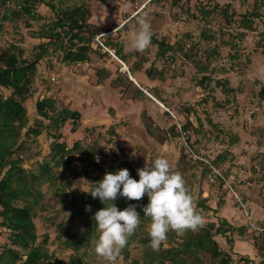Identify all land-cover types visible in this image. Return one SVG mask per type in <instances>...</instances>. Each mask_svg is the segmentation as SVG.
<instances>
[{
  "label": "rangeland",
  "instance_id": "374dc122",
  "mask_svg": "<svg viewBox=\"0 0 264 264\" xmlns=\"http://www.w3.org/2000/svg\"><path fill=\"white\" fill-rule=\"evenodd\" d=\"M173 1L44 0L37 2L34 16L21 13L12 20L11 12L17 1L10 0L7 8H0V53L21 51L20 57L33 60L42 41L49 42V50L37 65L32 94L25 101L27 115L20 136L24 143L13 154L34 173H40L43 163H50L52 169L51 179L37 184L39 203L31 208L38 243L49 253L42 264H109L94 251L98 232L93 217L104 204L87 191L102 181L106 172L115 174L117 164L124 160L138 174L137 169L146 164L152 166L156 157L168 159L173 170L182 174L196 208L197 202L207 199V204L216 209L214 212L197 208L204 224L215 221L225 229L229 225L238 228L241 225L229 222L228 218L232 214L246 216V209L253 213L248 190L256 197L264 187L258 186L264 181V122L257 117L264 115V98L260 94L263 84L256 80L250 90L244 83L247 78H237L230 73V68L232 63L237 69L245 67L250 61L248 55L264 57V0ZM48 3L63 8L83 5L88 9L89 21L98 33L88 62L69 65L63 61L61 46L56 49L49 39L35 37L43 24L50 23L55 16ZM5 12L7 18H3ZM140 14H146L153 33L149 48L143 52L129 45V33L138 28L136 17ZM246 14L253 21V28L248 31L242 26ZM97 36L103 43L111 40L116 45L104 47ZM154 39L168 40L166 43L172 49L161 54ZM66 41L64 38L65 45ZM120 44L129 63L144 60L134 75V84L147 96L138 97L137 90L127 81L121 86L115 85L114 77L119 70H124L109 49L115 52ZM215 46L219 53L207 58ZM197 61L208 66L198 69ZM104 68L111 73L108 78L98 75V70ZM147 68L152 69L154 76L146 73ZM223 81L231 84L234 91L226 92ZM0 93L8 96L11 90L1 85ZM44 96L55 97L59 109L67 106L79 109L82 114L81 120L69 119L62 127L68 147L79 142L70 156L72 165L68 170L62 165L55 166L49 152L48 138L52 136L49 134L55 129L50 120L40 117L36 108L37 99ZM160 97L166 102L160 101ZM39 120L43 124L41 134H27V129L36 127ZM219 156L223 157L219 160ZM234 191L242 204L236 200ZM139 202L146 206L149 198L145 195ZM227 203L230 216L220 217L218 212ZM19 204L25 202L19 201ZM86 205L91 206V211L85 210ZM129 205L132 204L116 207L124 210ZM82 208L85 212L79 213ZM149 222L148 219L140 223L133 234L138 236L132 237L114 264H136L137 261L147 264L151 248L139 236L148 234ZM243 226L246 233L231 229L227 235L234 241L248 234L246 239L252 240L251 243L258 238L264 244V232L258 235L249 230L247 222ZM78 233L84 239L81 249L76 251L66 241ZM170 233L161 247H178L186 239V232ZM9 235L10 230L0 225V250L5 243L10 244ZM215 238L226 250L234 245L224 235L217 234ZM200 256L213 264L209 253L200 252ZM233 257L232 264H241L238 255Z\"/></svg>",
  "mask_w": 264,
  "mask_h": 264
},
{
  "label": "trees",
  "instance_id": "16d2710c",
  "mask_svg": "<svg viewBox=\"0 0 264 264\" xmlns=\"http://www.w3.org/2000/svg\"><path fill=\"white\" fill-rule=\"evenodd\" d=\"M16 1L18 3L16 6H18L19 9H16L18 7L15 6V9L11 12V14H13L10 17L11 20L19 17L21 13L34 16L37 2H44V0ZM178 1L179 0H174L173 3H177ZM9 3L10 0H0V8H7ZM48 5L55 11V16L50 23L46 25L43 24L37 33H35V37L49 39L50 42H53V45H56V49L61 46L64 49L63 61L69 65L71 63L88 62L91 59L94 37L98 34L93 26L94 24L89 21L88 9L83 5H74L73 7L64 8L57 7L52 3H48ZM7 17L8 14L5 12L3 18ZM252 23V19H249L246 14L242 25L244 28L243 30L248 31L252 29ZM124 25L125 23L120 28ZM64 38L67 39V45L63 42ZM154 41L158 43L159 52L161 54H165V52L172 49V46L166 43L168 40L159 41L154 39ZM104 44L106 46L116 45L112 43L111 40H107ZM39 48L41 49H39L33 60L27 57H20L19 54L21 51L19 53L15 50L11 52L2 51L0 53V86L3 85L11 90L8 96H4L0 93V225L10 230V244L5 243L2 250H0V264H42L49 258V253L38 243L37 228L31 214V208L39 203L40 191L37 188L39 181L51 179V175L49 176L52 171L50 163H43L40 173L37 174L25 168L19 157H13V154L21 148L24 143L23 139L20 140V136L27 115L25 101L32 94V85L37 71V65L40 63V60H42L43 55L49 50V42L42 41ZM215 48L211 49L208 53L209 57L207 58L210 59L219 53L217 46H215ZM114 53L125 62L131 75L135 77L134 75H136L137 71L142 68L144 60L140 62L136 61V63H129L128 55L121 44L117 46ZM197 63L200 64L198 69L201 70L208 66V64L204 65L199 61H197ZM120 67L122 68V65H120ZM145 71L149 76H154L152 69L147 68ZM98 75L101 78H108L111 73L108 69L104 68L98 70ZM113 80L115 85L118 86H121L127 81L128 84L132 85L134 89L137 90L138 97L147 96L143 89L136 87L126 70H119L118 75L115 76ZM223 82L224 84L222 85H224L226 92L234 91L227 81ZM260 94L261 97L264 98V85H262L260 89ZM159 100L164 103L166 102L164 97H160ZM36 108L40 117L42 116L50 120L49 124L55 129L54 133L49 134L56 139V142L50 145L51 148L49 151L54 160V165H62L68 170L72 165V158L70 156L74 148L79 146V142H75L71 148L68 147L66 143L67 139H64L62 127L66 125L65 123L69 119H72L73 122L81 120V111L79 109H71L67 106H62L59 109L57 107V99L52 96L38 98L36 101ZM42 125L43 124L39 120L38 125L28 128L26 133L33 134L34 136L40 135L43 127ZM183 128L186 127L183 126ZM73 130L75 131L76 127H74ZM68 154L70 155L65 158V155ZM222 157L223 156H219L218 159L220 160ZM119 169H128L131 178L139 180L135 168L129 161H120L117 164V170ZM19 201H23L25 204L20 205ZM113 203L123 206H127L128 204L137 205L136 211L140 214L141 220L143 222L148 220L147 217H144L142 207L145 205L142 202L127 200L118 195ZM197 208L210 209L216 212V209L207 204V199L197 202ZM84 212L85 210L83 208L79 210V213ZM142 221L141 223H143ZM231 229H233V231L238 229L240 233H246V227L243 225L238 228L229 225V228L225 229L221 225H216L215 221H210L204 224L198 231H186V239L181 246L160 247L159 251H153L151 249V252L148 254L150 258L147 264H154L155 262L160 264H165L166 262H170V264H209L201 258L200 252L209 253L213 264H232L233 255L237 254L233 251L234 245L226 250L225 248H221L219 242L215 238V235L221 234L224 235L230 243H234L232 237L227 235ZM170 234L169 232L168 235ZM258 235H256V237H258ZM137 236L136 234L131 235L127 243L131 241L132 237ZM82 239H84V235L81 233L72 234L66 243L76 251H79L82 247ZM139 240L147 245L150 243L148 234H146L145 237L139 236ZM253 240L255 241L253 244L258 251L264 253V244L262 245L258 238H254ZM238 256L241 264H264V260L255 263L247 255L238 254ZM136 264H140L139 261H137Z\"/></svg>",
  "mask_w": 264,
  "mask_h": 264
},
{
  "label": "clouds",
  "instance_id": "9594fccd",
  "mask_svg": "<svg viewBox=\"0 0 264 264\" xmlns=\"http://www.w3.org/2000/svg\"><path fill=\"white\" fill-rule=\"evenodd\" d=\"M136 23L138 28L129 33V45L135 51L143 52L151 44L152 27L146 14L136 17ZM137 172L139 180L131 178L128 169H119L115 174L106 172L102 181L87 191L104 204L93 217L98 232L94 251L109 264H114L128 238L141 223L137 205L118 210L113 203L118 195L135 201L145 195L149 198V203L142 207V211L150 221L147 230L149 247L153 251H159L170 231L178 234L189 230L195 232L205 223L182 174L173 170L168 159L158 156L152 166L146 164ZM85 210L91 211V206L86 205Z\"/></svg>",
  "mask_w": 264,
  "mask_h": 264
},
{
  "label": "crops",
  "instance_id": "0c3cea01",
  "mask_svg": "<svg viewBox=\"0 0 264 264\" xmlns=\"http://www.w3.org/2000/svg\"><path fill=\"white\" fill-rule=\"evenodd\" d=\"M248 57L250 58V61L248 63H246V66L245 67L243 66L242 69H237L232 63L231 64L232 68H230V73H233L234 76H236L237 78L238 77L242 78L245 76V78H247V80L244 81V83L246 82V84H248L247 87H250L249 89L251 90L252 85L254 84V82L256 80L260 81V82H258V84L264 85V57H262L261 55L256 56V57L255 56L251 57L248 55ZM248 57H246V58H248ZM99 85H100V83H99ZM101 86L103 88L105 85L104 86L101 85ZM230 86L234 89V87L231 84H230ZM97 87H98V85H97ZM244 92H246V90ZM257 117L260 121L264 122V115L263 116L262 115L257 116ZM234 120H235V118H234ZM237 123H238V121L236 122V126H238ZM262 132H264V131H262ZM258 186H264V181H263V183L258 184ZM248 194H250V195H248L249 200L251 202H253L252 203L253 204L252 211H253V215H254L255 219L261 223H264V187H263V192L257 193L256 197H254V194L251 193L250 190H248ZM229 209H230L229 204L228 203L225 204V206L219 210V212H218L219 216L220 217L223 216L225 218L226 217L228 218V216H230ZM235 212L239 213L238 211H235ZM239 215L240 214H238V215L232 214L230 216L232 219L229 217L228 221L235 224V225H238V226L239 225L242 226L243 224H246V222H247L246 216H241V215L239 216ZM238 220L240 221V223L237 222ZM247 236H248V234H244V237H243L244 239H239V240L235 239L234 240L233 251L237 253L236 255H238V254L247 255L255 263H259V262L263 261L264 260V253H260L258 251V249L254 246V244L251 243L252 240L250 242V241H248L249 239H246Z\"/></svg>",
  "mask_w": 264,
  "mask_h": 264
},
{
  "label": "built area",
  "instance_id": "2783aa9c",
  "mask_svg": "<svg viewBox=\"0 0 264 264\" xmlns=\"http://www.w3.org/2000/svg\"><path fill=\"white\" fill-rule=\"evenodd\" d=\"M97 40H98V42H99L100 45H102V46L105 47V44L100 40V36H97ZM109 51H110V52L113 54V56H114L115 58H117L122 64L124 63L120 58H118V57L116 56V54L114 53L113 50H110V49H109ZM124 64H125V63H124ZM52 79L55 80V77H53ZM144 90H145V89H144ZM145 91H146V90H145ZM146 92H147V91H146ZM147 93H148V92H147ZM148 94H150V93H148ZM151 96H152V95H151ZM48 141H49L50 144H53V143L56 142V139H55L54 136H49ZM67 157H68V156L65 155V158H67ZM214 171H215L217 174H219L220 176L223 177L222 173L219 172V171H217L216 168H214ZM224 179H225V176H224ZM234 196H236V197H235L236 200L239 201L240 204H242V200L240 199L239 194H238L236 191H234ZM245 214H246V218H247V226L249 227V230L255 231L256 234H260V233L264 232V223H261V222H259L258 220H256L255 217H254V215H253V213H251L248 209H246Z\"/></svg>",
  "mask_w": 264,
  "mask_h": 264
},
{
  "label": "water",
  "instance_id": "95a60500",
  "mask_svg": "<svg viewBox=\"0 0 264 264\" xmlns=\"http://www.w3.org/2000/svg\"><path fill=\"white\" fill-rule=\"evenodd\" d=\"M122 69H123V70H126V71L128 72L130 78H131L133 81H136L135 78L130 74V71H129L128 67H127L124 63H123V65H122Z\"/></svg>",
  "mask_w": 264,
  "mask_h": 264
},
{
  "label": "bare ground",
  "instance_id": "6f19581e",
  "mask_svg": "<svg viewBox=\"0 0 264 264\" xmlns=\"http://www.w3.org/2000/svg\"><path fill=\"white\" fill-rule=\"evenodd\" d=\"M148 94V93H147ZM149 96H151V94H148Z\"/></svg>",
  "mask_w": 264,
  "mask_h": 264
}]
</instances>
